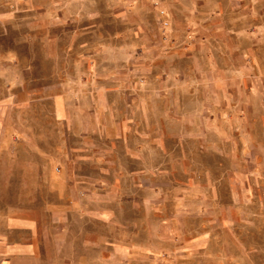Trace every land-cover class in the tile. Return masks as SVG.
<instances>
[{
    "label": "rangeland",
    "instance_id": "rangeland-1",
    "mask_svg": "<svg viewBox=\"0 0 264 264\" xmlns=\"http://www.w3.org/2000/svg\"><path fill=\"white\" fill-rule=\"evenodd\" d=\"M0 18L7 75L35 101L25 112L73 131L74 171L119 199L124 241L131 199L147 197L153 240L187 252L162 264H264V0H0ZM59 94L73 119L54 118ZM168 105L179 138L135 182L112 152L141 108Z\"/></svg>",
    "mask_w": 264,
    "mask_h": 264
},
{
    "label": "crops",
    "instance_id": "crops-1",
    "mask_svg": "<svg viewBox=\"0 0 264 264\" xmlns=\"http://www.w3.org/2000/svg\"><path fill=\"white\" fill-rule=\"evenodd\" d=\"M0 57V264H162L170 252L173 259L186 256L177 243L153 240V199L147 197L131 199L130 236L122 239L115 220L122 215L119 199L108 204L105 194L84 191L89 176L74 171L73 131L42 129L40 112L29 117L25 111L35 101L26 102L22 82L7 75L1 51ZM69 104L62 94L53 99L57 121L74 118ZM168 109L141 108L129 125L130 142L112 152L120 168L127 161L133 167L135 182L139 169L150 173L155 154L168 153L169 140L179 138L181 124ZM97 159L98 167L106 161Z\"/></svg>",
    "mask_w": 264,
    "mask_h": 264
}]
</instances>
